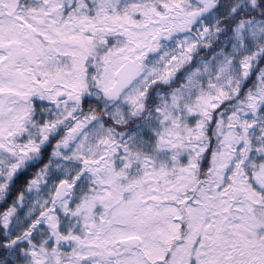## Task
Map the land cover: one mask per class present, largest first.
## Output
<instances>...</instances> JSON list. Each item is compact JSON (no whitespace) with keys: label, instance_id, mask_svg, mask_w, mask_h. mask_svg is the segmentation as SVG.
Instances as JSON below:
<instances>
[{"label":"snow or ice","instance_id":"6c2138e0","mask_svg":"<svg viewBox=\"0 0 264 264\" xmlns=\"http://www.w3.org/2000/svg\"><path fill=\"white\" fill-rule=\"evenodd\" d=\"M0 264H264V0H0Z\"/></svg>","mask_w":264,"mask_h":264}]
</instances>
